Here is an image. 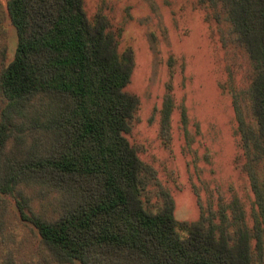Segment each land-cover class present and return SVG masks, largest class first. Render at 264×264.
Listing matches in <instances>:
<instances>
[{
	"label": "trees",
	"instance_id": "16d2710c",
	"mask_svg": "<svg viewBox=\"0 0 264 264\" xmlns=\"http://www.w3.org/2000/svg\"><path fill=\"white\" fill-rule=\"evenodd\" d=\"M198 1L223 12L252 68L250 122L234 112L264 217L255 171L264 168V0ZM33 3L48 8V39L29 33ZM6 10L17 48L0 73V199L13 200L57 264H264V222L255 216L250 227L237 200L192 223L177 221L169 194L149 208L154 171L124 138L138 109L125 90L134 58L119 53L103 15L90 20L84 0H7Z\"/></svg>",
	"mask_w": 264,
	"mask_h": 264
},
{
	"label": "rangeland",
	"instance_id": "374dc122",
	"mask_svg": "<svg viewBox=\"0 0 264 264\" xmlns=\"http://www.w3.org/2000/svg\"><path fill=\"white\" fill-rule=\"evenodd\" d=\"M6 2L0 0V73L17 48ZM84 6L90 20L103 15L109 21L120 54H133L125 90L137 98L138 109L124 138L154 171L144 197L149 208H161L162 194H169L177 221L192 223L202 211L215 214L237 200L250 227L255 216L264 222L242 170L246 160L234 112L237 104L250 122L252 68L223 12L198 0H84ZM47 11L37 3L29 8V33L43 40L48 34L42 27L52 23ZM255 171L264 189V168ZM35 205L41 209L37 199ZM0 264H57L8 197L0 199Z\"/></svg>",
	"mask_w": 264,
	"mask_h": 264
}]
</instances>
